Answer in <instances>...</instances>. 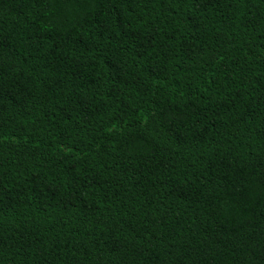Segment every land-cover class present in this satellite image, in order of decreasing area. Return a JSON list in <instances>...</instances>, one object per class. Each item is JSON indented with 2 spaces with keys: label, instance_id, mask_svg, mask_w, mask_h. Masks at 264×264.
<instances>
[{
  "label": "trees",
  "instance_id": "16d2710c",
  "mask_svg": "<svg viewBox=\"0 0 264 264\" xmlns=\"http://www.w3.org/2000/svg\"><path fill=\"white\" fill-rule=\"evenodd\" d=\"M0 264H264V0H0Z\"/></svg>",
  "mask_w": 264,
  "mask_h": 264
}]
</instances>
